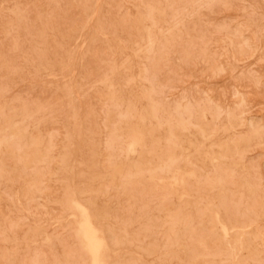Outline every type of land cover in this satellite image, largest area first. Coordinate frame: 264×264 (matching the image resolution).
<instances>
[{
    "label": "rangeland",
    "instance_id": "rangeland-1",
    "mask_svg": "<svg viewBox=\"0 0 264 264\" xmlns=\"http://www.w3.org/2000/svg\"><path fill=\"white\" fill-rule=\"evenodd\" d=\"M0 117V264H92L73 201L116 241L100 264H189L196 230L229 256L212 219L226 193L242 264L264 257V0H0ZM184 207L191 225H172Z\"/></svg>",
    "mask_w": 264,
    "mask_h": 264
},
{
    "label": "bare ground",
    "instance_id": "bare-ground-1",
    "mask_svg": "<svg viewBox=\"0 0 264 264\" xmlns=\"http://www.w3.org/2000/svg\"><path fill=\"white\" fill-rule=\"evenodd\" d=\"M110 85V84H109ZM108 85V86H109ZM112 91V90H111ZM112 95H114V94H112ZM111 95V96H112ZM110 96V97H111ZM116 105V104H115ZM116 107V106H115ZM150 107H148V109H149ZM19 110V109H18ZM127 110H129V109H127ZM132 110V109H131ZM23 111V110H22ZM15 112V111H14ZM142 112V111H141ZM121 113V112H120ZM123 113H125L126 114V112H123ZM151 113V112H150ZM150 113H149V115H150ZM152 114V113H151ZM15 116V115H14ZM13 116V117H14ZM17 116H19L18 114H17ZM17 116H15V117H17ZM29 116V115H28ZM154 116V115H153ZM2 117H3V115H2ZM8 116H4V119L5 118H7ZM25 117V116H24ZM140 117H142V115L140 116ZM10 118V117H9ZM23 118V117H22ZM148 118V117H147ZM153 118V117H152ZM0 119H2L1 117H0ZM4 119H2V121H4ZM15 119V118H14ZM12 120V119H11ZM144 120V119H143ZM5 121H6V119H5ZM7 121H9L8 119H7ZM21 121H22V119H21ZM1 122V121H0ZM10 122H12V121H10ZM4 124L5 122H1V124ZM15 123V122H14ZM144 123V122H143ZM1 124H0V126H1ZM9 124H11V123H8V126H9ZM178 124H180V122L178 123ZM5 125V124H4ZM12 125V124H11ZM180 125H182V124H180ZM13 126V125H12ZM178 127V126H177ZM180 127V126H179ZM178 127V129H180ZM5 128H7V127H4V129ZM12 128V127H11ZM184 129V128H183ZM18 130V129H17ZM175 130V129H174ZM187 130V129H186ZM3 131V130H2ZM16 131V130H15ZM15 131H12V132H15ZM169 131H172V130H170L169 129ZM184 131H185V129H184ZM183 131V132H184ZM188 131V130H187ZM11 132V131H10ZM173 132V131H172ZM171 133V132H170ZM169 133V134H170ZM186 133V132H185ZM28 133H26V135H27ZM5 135V134H4ZM31 135V134H30ZM173 135H174V132H173ZM188 135V134H187ZM186 135V136H187ZM6 136V135H5ZM9 137H10V135H9ZM25 137V136H24ZM29 137V136H28ZM175 137V136H174ZM174 137H172V138H174ZM185 138V137H184ZM1 139V138H0ZM7 139V138H6ZM24 139V138H23ZM23 139H22V141H23ZM117 139V138H116ZM15 140H18V139H15ZM29 140V139H28ZM26 141V140H25ZM31 141V140H30ZM30 141H28L29 142V144H30ZM249 141V140H248ZM12 142H16V141H12ZM35 143V142H34ZM33 143V144H34ZM36 143H38L37 141H36ZM169 144H167L166 146H167V150H168V163H174L175 162V160H176V155H177V153H178V150H179V146L178 145H180V143H178L177 141H175V139H174V141H169L168 142ZM233 143V142H232ZM10 144V143H9ZM17 144H18V142H17ZM21 144V143H20ZM24 144H25V142H24ZM15 145V144H14ZM6 146V145H5ZM18 146H19V144H18ZM20 146H22V145H20ZM35 146H37V145H35ZM40 146V144H38V147ZM52 146V145H51ZM50 146V147H51ZM23 147V146H22ZM41 147V146H40ZM49 146H47V148H48ZM115 147V146H114ZM116 147H118V146H116ZM231 147V146H230ZM229 147V148H230ZM8 148V147H7ZM17 148V147H16ZM15 148V149H16ZM29 148V147H28ZM47 148H46V150H47ZM228 148V149H229ZM22 149V148H21ZM25 149V148H24ZM42 149H44L45 150V148L43 147ZM51 148H49L48 150H50ZM111 149V148H110ZM20 150V149H19ZM230 150V149H229ZM37 151V150H36ZM43 151V150H42ZM110 151H112V150H109V152ZM117 151V150H116ZM227 151V150H226ZM15 152V151H14ZM48 152V151H47ZM113 152V151H112ZM114 152H115V149H114ZM118 152V151H117ZM225 152V151H224ZM223 152V153H224ZM230 152V151H229ZM37 153H39V149H38V151H37ZM46 154V152L44 151L43 153H40V154ZM198 153V152H197ZM40 154H38V156H36V157H38L39 158V155ZM116 154H118V153H116ZM230 154V153H229ZM10 155V154H9ZM11 155H13V154H11ZM47 156H48V154H46ZM94 155V154H93ZM110 155H112V154H110ZM109 154H108V152H107V156H110ZM224 155V154H223ZM231 155V154H230ZM43 156V155H42ZM106 156V157H107ZM8 157V156H7ZM97 157V156H96ZM112 157H113V155H112ZM210 157V156H209ZM220 157V156H219ZM10 158H12V157H10ZM41 159H42V157H40ZM43 158H44V156H43ZM107 158H110V157H107ZM159 158V157H158ZM165 158V157H164ZM36 159V158H35ZM34 159V160H35ZM218 159V158H217ZM221 159V158H220ZM37 160V159H36ZM47 160H50V159H47ZM219 160V159H218ZM13 161V160H12ZM40 161V160H39ZM105 161V160H104ZM113 161V160H112ZM14 162V161H13ZM16 162H17V160H16ZM36 162V161H35ZM37 162H38V160H37ZM48 162V161H47ZM87 162V161H86ZM106 162L107 163H109L110 162V160H109V162L107 161V159H106ZM106 162L104 163V164H106ZM112 163V162H111ZM188 163V162H187ZM211 163V162H210ZM17 165H18V163H16ZM39 164V163H38ZM41 164H43L44 165V163H43V161L41 160ZM47 164L48 163H46V166H47ZM100 164V163H99ZM104 164H102V165H104ZM219 164V163H218ZM13 165V164H12ZM107 165V164H106ZM111 166H112V164H110ZM109 165V166H110ZM173 165V164H172ZM16 166V165H15ZM105 166V165H104ZM108 166V165H107ZM108 166V167H109ZM167 166V165H166ZM213 166V165H212ZM1 167V166H0ZM17 167V166H16ZM99 167H101L100 165H99ZM4 168V167H3ZM35 168H37L36 170V173L38 172V168L39 167H33L32 169H35ZM45 168V167H44ZM113 167H111V169H112ZM114 168H116V167H114ZM122 168V167H121ZM120 168V169H121ZM164 169H166L167 167H163ZM205 168V167H204ZM212 168V167H211ZM15 169V168H14ZM23 170H24V168H22ZM31 169V170H32ZM42 169H43V167H42ZM97 169V168H96ZM108 169H110V168H108ZM137 169V168H136ZM140 169H142V168H140ZM163 169V170H164ZM220 169V168H219ZM26 170V169H25ZM24 170V174H25V171ZM43 170H45V169H43ZM46 170H48L47 169V167H46ZM113 170V169H112ZM111 170V171H112ZM118 170V169H117ZM160 170V169H159ZM174 170V169H173ZM204 170V169H203ZM9 171V170H8ZM20 171H22V170H20ZM32 171H34V170H32ZM41 171V170H40ZM109 171V170H108ZM126 171V170H125ZM124 171V173H126ZM128 171H129V169H128ZM131 171V170H130ZM144 171V170H143ZM154 171V170H153ZM23 172V171H22ZM31 172V171H30ZM42 172V171H41ZM137 172V171H136ZM157 172H160V171H157ZM204 172V171H203ZM10 173H11V171H10ZM40 173V172H39ZM39 173H37V174H39ZM114 173V172H113ZM117 172H115V174H116ZM144 173V172H143ZM153 173V172H152ZM152 173H150V174H152ZM0 174H1V172H0ZM13 174V173H12ZM23 174V173H22ZM23 174V176H25ZM29 174V173H28ZM32 174H35V171L34 172H32ZM36 174V175H37ZM43 174V173H42ZM41 173H40V175H42ZM86 174V173H85ZM111 174V173H110ZM115 174H113V176L115 175ZM160 174V173H159ZM196 174H197V172H196ZM204 174V173H203ZM213 174V173H212ZM225 174V173H224ZM10 175V174H9ZM20 175V174H19ZM30 175V174H29ZM69 175V174H68ZM94 175V174H93ZM102 175V174H101ZM121 175V174H120ZM143 175V174H142ZM146 175V174H145ZM156 175H158L157 173H156ZM199 177H200V175H202V174H197ZM214 175V174H213ZM228 175V174H227ZM13 176V175H12ZM115 176H117V175H115ZM115 176H114V178H115ZM152 176V175H151ZM153 176H154V174H153ZM207 176V173H206V175H205V177ZM223 176V175H222ZM226 176V175H225ZM3 177H5V176H3ZM18 177V176H17ZM42 177V176H41ZM44 177V176H43ZM42 177V178H43ZM160 177H161V174H160ZM202 177H203V175H202ZM201 177V178H202ZM208 177V176H207ZM38 178V177H37ZM36 178V179H37ZM40 178V177H39ZM198 178V177H197ZM213 178V177H212ZM33 179V178H32ZM105 179V178H104ZM159 179V178H158ZM206 179V181H205V186L204 187H201V190H206V188L208 187L209 189L212 187L211 185V182L209 181V180H207V178H205ZM204 179V180H205ZM42 180V179H41ZM187 180V179H186ZM200 180H203V179H199V182L201 183L202 181H200ZM203 180V181H204ZM115 181V180H114ZM113 181V182H114ZM163 181V180H162ZM230 181V180H229ZM16 182H18V181H16ZM32 183L34 182L35 183V181H31ZM30 182V183H31ZM43 182V181H42ZM61 182V181H60ZM117 182V181H116ZM29 183V182H28ZM109 183H110V181H109ZM108 183V184H109ZM164 183V182H163ZM185 183H187V182H185L184 181V184ZM197 182L195 181V186L197 185L196 184ZM215 183V182H214ZM216 183H217V181H216ZM238 183V182H237ZM38 184V183H37ZM40 184H42V183H39V185ZM44 184V183H43ZM47 184V183H46ZM199 184V183H198ZM203 184H204V182H203ZM87 185V184H86ZM104 185V184H103ZM112 185H114L113 183H112ZM118 185V184H117ZM117 185L115 186V187H117ZM145 185V184H144ZM166 185V184H165ZM199 185H201V184H199ZM215 185V184H214ZM240 185V184H239ZM34 186V185H33ZM38 188H39V186L38 185H36ZM36 186H35V188L33 187L32 189L31 188H29V190L31 189L32 190V192L33 191H35V190H33V189H36V192L40 189H38L37 190V188H36ZM41 186V185H40ZM169 186V185H168ZM185 186V185H184ZM186 188L188 189V183L186 184ZM195 186H194V192H196L197 191V189L198 188H196L195 189ZM30 187V186H29ZM93 187V186H92ZM103 187V186H102ZM104 187H106V186H104ZM118 187H119V185H118ZM121 187V186H120ZM197 187H199V186H197ZM27 188V187H26ZM59 188V187H58ZM169 188H170V186H169ZM189 188H191V190L190 189H188V190H190L191 192H192V189H193V185H192V187H189ZM46 189H47V187H46ZM118 189V188H117ZM179 189V188H178ZM224 189V188H223ZM236 189V188H235ZM27 191H28V189H26ZM30 190V191H31ZM45 190V189H44ZM104 190H105V188H104ZM169 190H171V189H169ZM200 190V189H199ZM208 190V189H207ZM42 191V190H41ZM61 191V190H60ZM87 191V190H86ZM92 191V190H91ZM236 191H237V189H236ZM32 192H28V193H32ZM35 192V193H36ZM40 192V191H39ZM99 192V191H98ZM116 192H117V190H116ZM119 192V191H118ZM202 192V191H201ZM205 192H207V191H205ZM204 192V193H205ZM212 192V191H211ZM21 193V192H20ZM24 193V192H23ZM28 193H27V195H28ZM52 193V192H51ZM89 193V192H88ZM94 193V192H93ZM33 194V193H32ZM190 194V193H189ZM199 194V193H198ZM209 194V193H208ZM223 194V193H222ZM221 194V195H222ZM1 195V194H0ZM26 195V194H25ZM36 195V194H35ZM53 195V194H52ZM61 195V194H60ZM59 195V196H60ZM73 195V194H72ZM90 195V194H89ZM167 195V194H166ZM170 195V194H169ZM219 195V194H218ZM225 195V194H224ZM235 195V194H234ZM33 197H34V195H32ZM32 196H31V199L33 200V198H32ZM41 197L40 195H39V193H38V195L36 196V197ZM48 196V195H47ZM163 196V195H162ZM186 196V195H185ZM199 196V195H198ZM197 196V197H198ZM8 197V196H7ZM18 197V196H17ZM20 197H22V194H21V196H19V198ZM25 197V196H24ZM27 197V196H26ZM141 197V196H140ZM145 197V196H144ZM186 197H188V196H186ZM192 197V196H191ZM201 197H203V196H201ZM200 197V198H201ZM234 197L235 196H233V195H230V194H228V193H226V195L225 196H220L219 195V201H220V206H219V209L221 208V206H222V210H223V213L222 214H225V218L226 219H224V223H221V221H220V218H222L219 214H215L213 217L212 216H210V217H212V219H213V221H216L218 224L217 225H219L220 226V229H221V237L219 238V240H221V242L222 243H225L230 249H231V255H229V256H224V255H220V253H219V256L217 257L216 255H215V252H214V254L213 253H211L210 252V250L212 249V247H214V244H212V243H214V242H211V244L210 245H212V246H210V245H208V242L211 240V238H212V240H213V234H211L212 232H208L209 234H207V233H205V234H203L204 232L202 231H199V232H197V230H196V233H194V232H191V233H188V235H189V237L191 238V240L193 241V244L196 246V247H198L199 249H202V250H205L206 251V253H200V254H197V252H195V253H191V251H190V253L191 254H189L188 255V263L189 264H242V262L244 261L243 259H242V257L240 256V255H238L237 254V251H235V250H237V249H243V248H245V247H249V248H251L250 246H251V243H252V240H251V238H249V239H247V238H241V236H243L244 235V233H243V231H241V227L240 226H238V216H239V214H238V212L236 211L237 209L234 207L235 205H234ZM50 198V197H49ZM56 198V197H55ZM57 198H58V196H57ZM56 198V199H57ZM87 198V197H86ZM200 198H198V199H200ZM212 198V197H211ZM244 198H246L245 196H240V197H237L236 198V200H237V202H241V200L242 199H244ZM9 199H10V197H9ZM24 199V198H23ZM50 199H52V198H50ZM53 199H54V196H53ZM52 199V200H53ZM59 199V198H58ZM205 199V198H204ZM7 200V199H6ZM25 200H26V198H25ZM24 200V202H26ZM30 200V199H29ZM200 200H202V199H200ZM209 200H211V199H209ZM81 201V200H80ZM84 201V200H83ZM188 201V200H187ZM199 201V200H198ZM11 202V201H10ZM82 202V201H81ZM28 203V202H27ZM26 203V204H27ZM186 203V202H185ZM184 203V204H185ZM232 203V204H231ZM11 204V203H10ZM25 204V205H26ZM187 204H191L190 202L189 203H186L185 205H187ZM219 204V203H218ZM12 205V204H11ZM25 205H23L24 207H25ZM170 205V204H169ZM172 205V204H171ZM192 205V204H191ZM200 205H201V203H200ZM241 204H239V206H240ZM69 206L71 207V208H73L74 209V211L76 212V215H77V221H78V231H77V233H76V235L78 234V235H81V237H82V239H83V241H84V243H85V250L87 251V253L89 254V257L91 258V262H92V264H100V260H101V257H102V255L104 256V253L106 252V251H108L110 248H112L113 247V245H115V243H116V241L115 240H113V239H111V237H108L107 236V234H108V232H107V230H105V229H103V230H100V229H98L96 226H95V224H94V222L91 220V215H90V210H91V207H90V203H86V204H79L78 202H76V201H73V202H71L70 204H69ZM179 206H181V205H179ZM188 206V205H187ZM238 206V205H237ZM251 206V205H250ZM159 207V206H158ZM173 207V206H172ZM175 207V206H174ZM178 207V206H177ZM189 207V206H188ZM187 207V208H188ZM241 207H242V205H241ZM14 208V207H13ZM134 208V207H133ZM180 208V207H179ZM179 208H177V211H178V214L175 216V218H174V220H173V222H172V225H176V224H183L184 225V227L185 228H188L189 227V224H190V222H191V218H193L192 217V215H193V213L195 212V210L194 211H190L189 209H187V208H185L184 210H182V211H179L178 209ZM26 208H24V210H25ZM175 209H176V207H175ZM183 209V208H182ZM248 209H249V207H248ZM23 210V209H22ZM210 211V210H209ZM216 211V210H215ZM220 211H221V209H220ZM253 211V210H252ZM222 212V211H221ZM220 212V213H221ZM62 213V212H61ZM201 213V212H200ZM249 213H251V212H249ZM3 214V213H2ZM174 214H176V210H175V213ZM258 214V213H257ZM173 215V214H172ZM211 215V214H210ZM252 215V214H251ZM170 216H171V214H170ZM195 216H197V215H195ZM200 216V215H199ZM202 216V215H201ZM208 216H209V214H208ZM224 216V215H223ZM256 216V215H255ZM73 217V216H72ZM207 217V216H206ZM257 217V216H256ZM118 218V217H117ZM169 218V217H168ZM242 218V217H241ZM240 218V219H241ZM75 219V220H76ZM106 219H107V217H106ZM113 219V218H112ZM209 219V218H208ZM116 220V219H115ZM243 220V219H242ZM103 221H105L104 219H103ZM210 222H208L207 224H209V225H211L212 223H213V221L210 219L209 220ZM212 221V222H211ZM247 221V220H246ZM250 221V220H249ZM15 222V221H14ZM125 222V221H124ZM1 223V222H0ZM150 223V222H149ZM211 223V224H210ZM10 224V223H9ZM171 224V223H170ZM13 225H14V223H13ZM16 225V224H15ZM191 225V224H190ZM196 225V224H195ZM243 225V224H242ZM250 225V224H249ZM8 226V225H7ZM105 226V225H104ZM126 226V225H125ZM236 226H238L239 227V230H238V232H236V233H238L239 234V238H237V239H235V241H234V243H235V246H231V244L230 245H228L227 244V242H226V235H227V233H228V230H229V228H235ZM244 226V225H243ZM243 226H242V228H243ZM145 227V226H144ZM149 227V226H148ZM171 227V226H170ZM204 227V226H203ZM206 227V226H205ZM217 227V226H216ZM215 227V228H216ZM12 228V227H11ZM211 230H213V225L211 226ZM244 228H245V226H244ZM108 229V228H107ZM111 229V228H110ZM208 229H209V227H208ZM246 229V228H245ZM170 230V229H169ZM215 230V229H214ZM235 230V229H234ZM244 230V229H243ZM34 231V230H33ZM112 231V230H111ZM153 231V230H152ZM230 231V230H229ZM163 232H166V233H171V231H163ZM150 233V232H149ZM162 233V232H161ZM217 233H218V230H217ZM173 234V236H171V235H169V236H167V239H166V241L163 243V247H165L167 250H165V252H164V255H165V257L164 258H162L161 260H170V259H173V258H177L178 256H177V253L176 252H174V251H172V250H170V248H172L173 246H177L178 245V243H179V238H178V236H177V234L175 233V232H173L172 233ZM235 234V233H234ZM254 234V233H253ZM215 235V234H214ZM217 235V234H216ZM237 235V234H236ZM155 236V235H154ZM138 237V236H137ZM218 237V236H217ZM235 237H237V236H235ZM256 237L257 236H255V239H256ZM113 238V237H112ZM181 238V237H180ZM186 238V237H185ZM233 238V237H232ZM216 239V238H215ZM252 239H253V236H252ZM120 240V239H119ZM211 240V241H212ZM218 240V239H217ZM218 240V241H219ZM254 240V239H253ZM215 241V240H214ZM218 241L217 242H215V243H218ZM263 241H264V237H263ZM118 242V241H117ZM186 242V241H185ZM220 242V241H219ZM61 243V242H60ZM64 243V242H63ZM121 243H122V241H121ZM135 243H137V242H135ZM185 244V243H184ZM137 245V244H136ZM187 245V244H186ZM186 245H185V247H186ZM189 245H190V243H189ZM192 245V244H191ZM130 246V245H129ZM150 246V245H149ZM183 246V245H182ZM211 247V249H210V247ZM122 247V246H121ZM128 247V246H127ZM184 247V246H183ZM190 247V246H189ZM192 247V246H191ZM190 247V248H191ZM194 247V246H193ZM217 247V245L214 247V248H216ZM150 248H152V247H150ZM217 248H219L220 249V246L219 247H217ZM134 249H135V247H134ZM138 249V248H137ZM154 249V248H153ZM219 249H217V250H219ZM222 249H224V248H222ZM228 249V248H227ZM196 250V249H195ZM238 250V251H239ZM251 250V249H250ZM155 251H156V249H155ZM220 251H221V249H220ZM224 250H222V252H223ZM256 251V250H255ZM217 252H219V251H217ZM226 252V251H225ZM252 252H254V250H252ZM255 253V252H254ZM252 254L251 255V260H252V263L253 264H259L260 262H261V264H264V257H258L256 254ZM222 254V253H221ZM143 255H144V253H143ZM125 256V255H124ZM157 256L158 257H160V253L157 251ZM250 256V255H249ZM260 256V255H259ZM102 258H104L105 259V257H102ZM103 259V260H104ZM131 259V258H130ZM250 260V259H249ZM80 261V260H79ZM128 261V260H127ZM168 262V261H167ZM177 262V261H176ZM115 263H117V262H114V264ZM181 263V262H180ZM113 264V263H112ZM118 264V263H117ZM133 264V263H132Z\"/></svg>",
    "mask_w": 264,
    "mask_h": 264
}]
</instances>
